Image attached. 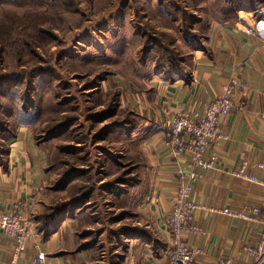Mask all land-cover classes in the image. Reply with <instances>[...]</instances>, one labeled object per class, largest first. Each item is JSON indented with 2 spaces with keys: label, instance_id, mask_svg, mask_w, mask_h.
Returning <instances> with one entry per match:
<instances>
[{
  "label": "rangeland",
  "instance_id": "1",
  "mask_svg": "<svg viewBox=\"0 0 264 264\" xmlns=\"http://www.w3.org/2000/svg\"><path fill=\"white\" fill-rule=\"evenodd\" d=\"M231 1L0 0V152L18 134L39 147L48 186L34 229L59 227L75 264L139 258L153 233L134 132L167 113L159 75L193 63L198 5L222 14Z\"/></svg>",
  "mask_w": 264,
  "mask_h": 264
},
{
  "label": "crops",
  "instance_id": "2",
  "mask_svg": "<svg viewBox=\"0 0 264 264\" xmlns=\"http://www.w3.org/2000/svg\"><path fill=\"white\" fill-rule=\"evenodd\" d=\"M221 6L198 5L194 27L199 35L192 43L193 63L176 77L168 73L159 75V91H164L162 102L167 113L148 117L147 126L134 132L145 148L143 199L152 211L148 228L153 234L148 239L132 234L134 240L144 238L141 254L132 260L133 264L169 262L172 236L165 217L176 195L177 170L186 167L189 156L170 155L165 118L200 109L203 102L218 98L231 77L240 78L242 85L234 94L232 111L219 119L229 139L209 147L207 157L216 155V165L199 169L200 177L191 195L197 204L229 209L231 214L197 209L194 225L200 233L187 232L184 239L190 247L202 250L200 264H217L220 259L229 260L228 264H253L243 246L256 243L260 225L242 215L249 214V208L264 204V187L233 175L232 170L244 162L250 166L264 164V0L227 15L220 14ZM18 136L14 140L16 145H9L6 161L0 165V211H10L17 202H29L32 217L39 224L35 209L48 186L44 155L39 147L27 146L26 137ZM249 172L264 180V169L253 166ZM56 229L47 240L42 230H37L19 262L29 264L37 253L35 244L39 243L47 254V264H75L77 257L65 249L59 227ZM15 245L14 239L0 231V264H12Z\"/></svg>",
  "mask_w": 264,
  "mask_h": 264
},
{
  "label": "built area",
  "instance_id": "3",
  "mask_svg": "<svg viewBox=\"0 0 264 264\" xmlns=\"http://www.w3.org/2000/svg\"><path fill=\"white\" fill-rule=\"evenodd\" d=\"M241 85L240 78L231 77L223 85L218 98L203 102L200 109L168 115L165 118V126L168 129L166 144L170 155L174 158L181 155L189 156L186 167H179L177 170L176 195L172 209L165 217V223L172 236L168 264H200L199 256L202 250L190 247L184 239V234L187 232L200 233V229L194 225L197 209L231 214L229 209L218 210L197 204L192 200L191 195L194 184L200 177L199 169H212L216 165L218 159L216 155L207 157L209 147L229 139L221 129L219 119L232 111L234 94ZM242 105L244 106L245 102H242ZM253 166L264 169L262 163L250 166L249 163L244 162L241 167L232 170V174L264 187V180L249 172L250 167ZM242 217L260 225L258 240L254 244L243 246V252L252 258L253 264H264V204L249 208V214ZM0 231L14 239L16 243L12 264H22L19 262L20 255L26 251L30 238L36 235L31 204L17 202L10 211H0ZM35 249L37 253L29 264H47V254L41 250L39 243L35 244ZM228 263L229 260L220 259L217 264Z\"/></svg>",
  "mask_w": 264,
  "mask_h": 264
},
{
  "label": "trees",
  "instance_id": "4",
  "mask_svg": "<svg viewBox=\"0 0 264 264\" xmlns=\"http://www.w3.org/2000/svg\"><path fill=\"white\" fill-rule=\"evenodd\" d=\"M258 1L259 0H232L229 5L224 7V9L222 10V14L227 15V14H229V12L231 14L234 12V10H238L239 8H248V4L255 3ZM193 19L196 20L195 18H193ZM187 26H188V28L192 27V21H191L190 25L187 24ZM158 68L160 69V67H158ZM161 68H164V70L169 69L174 73L179 69V68H171V67H167V66L161 67ZM15 137H16V135H14L12 138H9V140L11 141ZM8 150H9V146L6 149H4V151L0 152V165L3 164L4 161H6ZM69 176H71V173L67 174L65 178H68ZM67 205H69V204H67ZM52 233L53 232L45 231L43 233V237L45 239H48Z\"/></svg>",
  "mask_w": 264,
  "mask_h": 264
}]
</instances>
